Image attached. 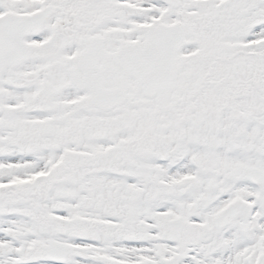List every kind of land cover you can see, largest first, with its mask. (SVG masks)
<instances>
[{
	"label": "snow or ice",
	"instance_id": "6c2138e0",
	"mask_svg": "<svg viewBox=\"0 0 264 264\" xmlns=\"http://www.w3.org/2000/svg\"><path fill=\"white\" fill-rule=\"evenodd\" d=\"M0 264H264V0H0Z\"/></svg>",
	"mask_w": 264,
	"mask_h": 264
}]
</instances>
